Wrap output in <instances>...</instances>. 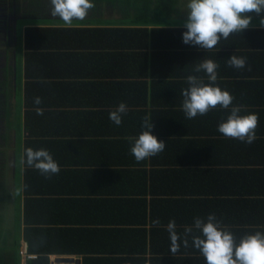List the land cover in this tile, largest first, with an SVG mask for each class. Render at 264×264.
I'll list each match as a JSON object with an SVG mask.
<instances>
[{
  "label": "trees",
  "instance_id": "1",
  "mask_svg": "<svg viewBox=\"0 0 264 264\" xmlns=\"http://www.w3.org/2000/svg\"><path fill=\"white\" fill-rule=\"evenodd\" d=\"M39 1L22 0L26 6L22 20L38 21L29 23L23 32L26 127L45 113L50 114L37 115L34 109L50 105H36V97L50 94L53 88L65 90V86L79 88L81 84L62 81L90 78L100 81L98 86L105 85L107 90L110 87L111 92L120 91L123 98L129 96L127 104L123 102L129 109L123 118L133 117L131 124L137 125L138 131L144 130L142 122L149 116L154 125L152 135L164 141L165 148L150 163V186L139 181L146 171H128L124 176L136 177L131 194L145 198L123 202L124 210L115 220L117 225L126 226L116 237L104 233L105 244L99 249L63 248L51 239L37 242L39 228H28L25 239L30 253L45 256L32 263L50 264L46 255H78L83 264H206L193 245V236L201 235L199 230L193 228L187 236V247L183 240L185 228L192 227L195 218L207 222L210 214L215 215L221 229L233 234L237 243L246 235L264 233V87H253L262 82L236 81L230 88L219 87L236 94L237 101L230 106H240L239 115L258 116L256 139L251 144L225 138L218 132V125L227 120L231 110L222 113L211 109L206 115L188 119L182 111L184 98L180 97L189 87V75L210 83L205 72L194 71L203 60L210 59L226 68L232 55L243 57L246 72L235 73V77L251 78L249 70L256 69L254 75L264 78V29L235 32L205 51L182 42L185 28L151 27V18L163 19L175 13L177 0H91L94 7L89 11L95 13L105 8L124 14L123 9L128 8L124 20L130 23L115 27L48 26L44 20L51 18L50 3ZM85 67L89 69L84 70ZM146 107H150V112ZM5 110L6 102H0V125ZM4 146L5 137L0 132V178L6 171ZM202 166L207 167L201 169ZM189 195L199 198L187 199ZM30 211L26 202L27 223L33 219ZM172 220L180 237V248L175 254L170 252L167 231ZM99 223L114 225L108 217L100 218ZM102 230L85 229L81 234L86 231L88 238L99 237ZM94 231L99 233H87ZM2 238L0 235V264H21V237L12 250L15 257L5 255L10 241ZM92 252L104 256H93Z\"/></svg>",
  "mask_w": 264,
  "mask_h": 264
},
{
  "label": "crops",
  "instance_id": "2",
  "mask_svg": "<svg viewBox=\"0 0 264 264\" xmlns=\"http://www.w3.org/2000/svg\"><path fill=\"white\" fill-rule=\"evenodd\" d=\"M181 4L185 6L183 0H177L175 13L181 11ZM102 10L106 12L105 8ZM115 14L120 15L118 11H115ZM259 22V19H252L248 29L261 28ZM216 64L218 65L216 71L219 76L214 83L215 86L230 88L234 86L233 83L236 81L239 83L261 81V84H256L253 87H264V78L254 75L256 69L249 70V76L251 75L250 71L253 74L251 78L239 79V77H235V73L246 72L244 68L235 69L230 66L221 68L218 63ZM75 69H77L76 66ZM86 69L89 67L84 68V70ZM222 72L225 75H221ZM62 82H81V84L79 88L70 86H65V90L60 87L53 88L50 94L39 96L41 98L40 105H50V107L39 108L42 109V112H50V114L45 113L43 118L31 121L27 127L23 104L20 112L18 111L20 116L16 131L14 127H7L9 113H12L10 115L12 121L14 113H18L16 109L13 113L10 108L14 100L13 88L9 90V97L6 99V110L3 111V116L4 114L6 116L1 120L5 124L3 136L5 140L9 141V145L4 146L6 171L4 176L0 178V199L4 200L5 206L6 200L10 202V206H7V212H9L7 215L11 219L7 228L6 224L0 228V235H3V238L7 237L9 241L15 244V247L18 236L21 237V246L26 240V229L39 228L35 236L37 242H45L51 239L59 245L58 247L76 248L75 246H78L80 248L99 249L105 244L104 233L108 232L116 237L118 231L125 228L126 225H117L115 220L121 216L124 210L123 202L145 198L142 197L143 195L134 197L131 194L130 189L133 188L136 177L131 178L130 176L129 179H125L124 176L128 171H146L143 172L144 176L139 181L142 184L151 185L150 172L152 166L150 163L154 156L137 162L130 151L133 142L129 140V137H138L143 130L137 131V125L131 124L133 117L123 118L122 115V122L119 126L109 119V113L115 110L121 102L127 104L129 96L123 98L120 91L118 94L111 92L110 87L107 90L105 85L98 86L97 83L100 81H91L90 78L76 81L68 79ZM24 83L25 79L22 81L23 87ZM86 83L89 86H86ZM23 94L25 101V89H23ZM232 96L235 103L237 101L236 94H232ZM180 97L184 98L183 95ZM8 101H10L9 104ZM232 107L223 109L217 106L214 110H221L223 113L225 110H231ZM149 108L146 107L147 112H150ZM36 109L34 110L36 111ZM143 110L145 109L143 108ZM29 147L33 150L42 148L48 150L60 166L59 174L46 178L34 167L21 163L24 150ZM9 169L11 177L8 175ZM27 172L29 178H26ZM150 198V196L147 197L148 200ZM186 198L196 199L199 197L189 195ZM26 202H28L31 209L30 214L33 217L30 223L24 219ZM107 217L114 225H100V218ZM85 229L103 230L99 237L88 238L84 235L86 231L81 234V231ZM87 233L92 235V233L99 232ZM92 255L104 256L95 252H92ZM35 256L38 257L37 259L45 257ZM46 256L51 258L52 263L55 259L57 261L75 259L77 263L79 260L83 262L82 257L78 255ZM13 257H15V252H13ZM23 260L22 256L21 264ZM77 263L68 262L65 264Z\"/></svg>",
  "mask_w": 264,
  "mask_h": 264
},
{
  "label": "clouds",
  "instance_id": "3",
  "mask_svg": "<svg viewBox=\"0 0 264 264\" xmlns=\"http://www.w3.org/2000/svg\"><path fill=\"white\" fill-rule=\"evenodd\" d=\"M50 15L59 17L66 26L70 27L74 19L83 20L91 8V0H49ZM187 19L183 27L182 42L186 45L198 46L208 51L213 49L221 39L235 32L248 29L252 17L248 13L260 15L264 12V0H188L186 5ZM259 26L264 28V17L260 19ZM228 66L243 69L246 59L232 55L227 59ZM218 65L212 60H203L194 71L205 72L210 83L204 84L194 76L189 75L188 88L182 91L184 97L182 111L186 118L194 119L198 115H206L217 106L228 109L233 102V96L228 92L213 86L217 80ZM36 105L41 103V98L36 97ZM128 111L127 105L121 102L118 107L109 113V119L117 126L122 122V114ZM241 107L233 106L227 120L218 125V132L225 138L237 139L251 144L256 139L255 129L258 126L256 114L239 115ZM37 115H42V109H36ZM141 127L144 129L138 137H129L133 142L130 149L137 162H141L161 153L165 142L152 135L154 125L151 120L145 119ZM21 163L34 167L46 178L59 174L60 166L46 149L33 150L26 148L21 157ZM207 166H202L205 169ZM200 169V170H201ZM155 223H159L156 221ZM175 221L167 225L170 234V252L179 251L180 237L175 231ZM199 230L201 235L193 236V245L205 258L206 264H264V233L249 234L236 242L231 232L220 228L214 214L207 217V222L202 218H195L192 227L185 228L183 244L188 246L187 236Z\"/></svg>",
  "mask_w": 264,
  "mask_h": 264
},
{
  "label": "rangeland",
  "instance_id": "4",
  "mask_svg": "<svg viewBox=\"0 0 264 264\" xmlns=\"http://www.w3.org/2000/svg\"><path fill=\"white\" fill-rule=\"evenodd\" d=\"M39 1V0H38ZM185 6L188 3V0H183ZM40 4H49L48 0H40L39 1ZM185 6H182L181 4V11L179 10V13H173L170 16L166 17H162L163 19H156V18H151V27H183L184 22L187 19V9ZM108 7H113V6H108ZM116 7L118 6V3L116 5ZM106 10V9H105ZM124 10V14L127 12L128 13V8L123 9ZM184 10V11H183ZM176 11V10H175ZM49 16L50 15V11H48ZM124 14L120 12V15H116L114 10H106V12L104 10H102L101 12H92L89 11L88 15L83 19V20H76L74 19V23H72V25H86V26H94V27H115V26H120V25H124L125 23H130V21L125 22L124 20ZM247 15H250L252 17V19H261L262 17H264V12H262L260 15H257L255 13H248ZM50 19H46L45 24L48 26H56V27H61V26H66L64 24V22L58 17H53ZM33 22H38V21H32V19H28V20H22L19 21V26L25 29L27 27V25L29 23H33ZM63 23V24H62ZM71 25V26H72ZM163 25V26H161ZM18 56H19V60L17 62V70H18V75H17V83L16 85L13 86V98L14 100L12 101V104L10 105V108L12 110V112L14 113L15 109L16 111L20 112L21 108L23 107V102H24V94H23V85H22V81L24 79V74H23V55H24V39H23V32H22V36L20 38L19 44H18ZM10 103V101H8V104ZM14 104V106H13ZM15 107V108H14ZM19 112L16 114L14 113V119L13 121L11 120V116L12 113H9V123H8V128L10 127H14L15 131L17 130V125L19 123ZM0 129H1V134L3 135L4 131H5V124L4 122L1 123L0 125ZM9 145V141L6 139L5 140V147H7ZM9 177H11L12 175L10 174V169H9ZM1 198V195H0ZM4 200L0 199V228L5 226L6 224V228H7V224L9 223V217L7 214H9L8 211V205L10 206V202H8L7 200L5 201L6 206L3 204ZM12 214V211H11ZM14 215V213H13ZM9 252L6 253L5 251V255H11L13 254L14 250V246L15 244L12 243L11 241L9 242ZM0 246L2 247V244L0 242Z\"/></svg>",
  "mask_w": 264,
  "mask_h": 264
},
{
  "label": "flooded vegetation",
  "instance_id": "5",
  "mask_svg": "<svg viewBox=\"0 0 264 264\" xmlns=\"http://www.w3.org/2000/svg\"><path fill=\"white\" fill-rule=\"evenodd\" d=\"M25 8L22 0H0V102H6L9 90L17 83V47L24 32L19 21Z\"/></svg>",
  "mask_w": 264,
  "mask_h": 264
},
{
  "label": "built area",
  "instance_id": "6",
  "mask_svg": "<svg viewBox=\"0 0 264 264\" xmlns=\"http://www.w3.org/2000/svg\"><path fill=\"white\" fill-rule=\"evenodd\" d=\"M21 255L23 256L24 260L22 262V264H34L32 263L33 260L37 259L38 257L35 255H32L30 253V246L29 243L24 240L21 246ZM62 261H57L56 259L53 261V263L51 262V258H50V264H65L66 262H62Z\"/></svg>",
  "mask_w": 264,
  "mask_h": 264
},
{
  "label": "water",
  "instance_id": "7",
  "mask_svg": "<svg viewBox=\"0 0 264 264\" xmlns=\"http://www.w3.org/2000/svg\"><path fill=\"white\" fill-rule=\"evenodd\" d=\"M59 261H62V262H70V263H77L75 259H64V260H59ZM77 264H82L81 260L78 261Z\"/></svg>",
  "mask_w": 264,
  "mask_h": 264
}]
</instances>
